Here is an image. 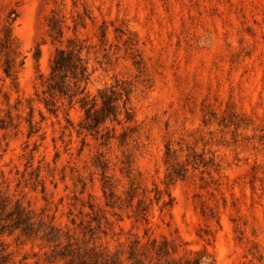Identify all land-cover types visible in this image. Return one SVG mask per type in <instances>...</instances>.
Returning <instances> with one entry per match:
<instances>
[{
    "label": "rangeland",
    "instance_id": "obj_1",
    "mask_svg": "<svg viewBox=\"0 0 264 264\" xmlns=\"http://www.w3.org/2000/svg\"><path fill=\"white\" fill-rule=\"evenodd\" d=\"M9 15L24 65L18 89L0 68V190L42 224L5 227L13 264H130L148 235L208 264H264V0H0V37ZM72 36L91 94L132 83L135 118L108 122L109 140L80 130L78 103L43 101L40 74ZM167 146L186 168L173 205Z\"/></svg>",
    "mask_w": 264,
    "mask_h": 264
},
{
    "label": "trees",
    "instance_id": "obj_2",
    "mask_svg": "<svg viewBox=\"0 0 264 264\" xmlns=\"http://www.w3.org/2000/svg\"><path fill=\"white\" fill-rule=\"evenodd\" d=\"M15 20V17L9 15L3 26V34L0 37V68L5 77L9 78L11 84L18 89L19 72L24 65V57L13 33ZM48 26L52 41L62 43L64 35L62 19L53 12L48 19ZM84 51V41L77 36L68 37L65 45L56 47L50 62L49 73L46 76L40 74L42 83L46 87L44 93L47 95L43 101L52 112H57L65 103L69 105L78 103L84 113L80 130L87 131L96 137L101 135L109 140L116 135L111 133L114 130L108 128V122L130 123L135 118L131 107L132 83L127 79H118L114 84L99 90L96 94H91L88 91L91 72ZM36 58H39V49ZM121 115H124V119ZM103 129H106L105 132ZM121 135L125 136L126 132H122ZM173 152L174 150L167 146L166 163L169 171L164 192L168 193L170 198L164 202L165 205H173L174 197L168 191L169 185L178 178H184L186 172L183 164L178 161L171 162ZM105 187L112 188V183L106 180ZM134 190L133 188L132 191ZM143 209L146 210V207ZM3 220L8 223L3 224ZM39 224L34 219L32 210L19 200L13 201L9 195L0 190V234L6 232L5 227L10 225V232L19 230L23 235L31 237L39 233ZM47 229L45 236L48 239L53 238L51 236L56 226L50 223ZM11 254L7 251L6 245L0 242V264H13ZM204 258L205 255L198 250H189L188 254H181L178 247L167 237L160 240L151 235H148L145 241L135 237L131 240L128 250L130 264H208Z\"/></svg>",
    "mask_w": 264,
    "mask_h": 264
}]
</instances>
